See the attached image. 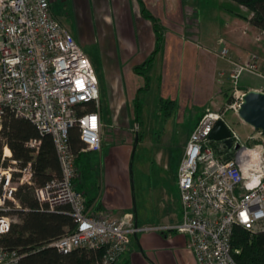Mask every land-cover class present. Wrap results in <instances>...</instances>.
<instances>
[{"label":"built area","instance_id":"obj_1","mask_svg":"<svg viewBox=\"0 0 264 264\" xmlns=\"http://www.w3.org/2000/svg\"><path fill=\"white\" fill-rule=\"evenodd\" d=\"M51 0H0V128L7 112L30 121L40 135H50L60 175L35 185L31 163L22 165L3 147L0 164V237L9 233L12 212L21 211L16 193L32 190L41 211L70 216L74 230L49 244L60 254L82 249L101 252L93 264H118L138 232H176L186 239L195 264H236L232 237L236 228L264 231V135L255 131L248 142L229 129L231 148L220 143L217 155L209 135L224 114L238 115L245 76L264 82V54L249 53L242 61L225 43H217L216 57L226 64L217 84L228 86L232 101L225 108L205 112L190 133L176 172L181 220L176 225L142 228L132 215L113 219L91 214L76 186V157L69 131L77 127L81 153L101 148L102 122L96 74L70 32L51 14ZM244 9V8H243ZM249 29L243 31L247 35ZM254 42L264 50V31ZM256 91L264 93L262 89ZM93 111H90L91 108ZM37 140L27 146L39 147ZM237 253V252H236ZM16 250L0 248V264H20Z\"/></svg>","mask_w":264,"mask_h":264},{"label":"crops","instance_id":"obj_2","mask_svg":"<svg viewBox=\"0 0 264 264\" xmlns=\"http://www.w3.org/2000/svg\"><path fill=\"white\" fill-rule=\"evenodd\" d=\"M182 3L183 0H51V14L85 52L98 80L99 95L103 94L109 110L111 143L115 148L107 158L104 184L119 194L108 204L93 199L86 206L91 214L118 219L130 211L136 218L130 206L127 165L136 132L144 124L148 95H151V107L155 105L160 112L164 100L174 103L170 115L164 116L166 121L176 108L181 114L192 108L199 110L193 127L183 137L182 152L200 117L207 111L220 109L221 97H215L216 79L226 64L215 55L216 38L205 37L204 43L197 38L198 32L188 22L190 18ZM142 9L151 18L145 17ZM158 35L161 44L146 72L149 82L145 87L144 78L134 68L143 65L155 52ZM242 46L239 52L232 53L244 61L250 53L249 44L245 41ZM141 100L144 103H139ZM100 117L102 122L101 112ZM111 204L114 209L110 208ZM180 220L181 204L178 223ZM139 233H142L139 250H132L129 245L118 264H164V257L172 256L170 251L179 254L183 264H195L182 235L160 232L158 238L146 231Z\"/></svg>","mask_w":264,"mask_h":264},{"label":"rangeland","instance_id":"obj_3","mask_svg":"<svg viewBox=\"0 0 264 264\" xmlns=\"http://www.w3.org/2000/svg\"><path fill=\"white\" fill-rule=\"evenodd\" d=\"M182 4L187 12L186 15H189L188 22L198 32L197 38L201 39V42L204 43V38L209 36L216 38L217 43L222 40L235 60L237 58L232 51L239 52L245 41L249 44L248 52L264 54V50L259 49L254 42L253 37L256 28L249 24L251 15L245 9L231 5L233 13H230L224 7V4L227 3L223 0H183ZM234 13L239 14L240 17H236L233 15ZM235 19L236 21L232 22ZM246 29H249V31L247 35H244L243 31ZM242 84H244L240 89L242 91L248 89L246 88L247 84L252 87V90L262 89L264 91V82L254 77L245 76ZM216 87L215 97H221L219 98L221 100L219 108H225L232 101L231 90L228 89V86L221 87L217 84ZM150 98L151 95L146 97V113L143 115L144 124L136 132L140 139L135 150H133L134 144L132 145L127 165L130 206L133 212L135 210L138 228H158L159 226L178 224L180 201L176 172L182 157L181 145L184 135L188 134L191 127H193L194 119L199 111L192 108L185 110L189 112L181 114L178 111L179 108H176L170 119L166 121L164 116L170 111L168 105L162 107L160 112L155 108V105L154 108L151 107ZM223 98L224 100H222ZM139 103H144V101L141 100ZM99 108L102 116L101 134H103L101 148L98 152L83 153L87 155H83L80 168L76 167L78 172L76 186L84 194L86 202H89L90 199L96 201L99 199L100 203L104 200V203L108 204L112 201L111 198L115 201L119 192L114 191L111 187L107 188V185L104 184L107 158L115 146L111 143L113 139H111L112 131L109 127L107 101L101 93L99 95ZM223 119L225 125L239 137L240 141L251 143L248 138L255 133L251 126L244 123L238 115L231 111H226ZM132 134L134 135L135 132H132ZM86 158L88 162L85 161ZM110 208L114 209L112 204ZM125 215L132 214L130 211L124 212L121 218ZM9 216L14 221L13 225L20 222L19 214L16 212H12ZM160 232L151 231L147 233L160 238ZM137 234V240L134 236L131 239L130 247L132 250H139L138 239L141 238L142 233L138 232ZM170 252L172 253L170 259L164 257L165 255L162 253L165 258L164 264H183L179 254ZM187 252L190 253L188 250Z\"/></svg>","mask_w":264,"mask_h":264},{"label":"trees","instance_id":"obj_4","mask_svg":"<svg viewBox=\"0 0 264 264\" xmlns=\"http://www.w3.org/2000/svg\"><path fill=\"white\" fill-rule=\"evenodd\" d=\"M223 1L227 3L224 7L230 13H233L231 5L244 8L251 15L249 24L257 30L264 31V0ZM142 13L145 17L151 18L144 9ZM233 15L240 17L237 13ZM156 30L159 33L160 30ZM160 39L158 35L157 48L151 57L143 65L134 68V72L144 78L145 87H148L149 82L146 72L153 56L160 48ZM161 104L162 107L168 105L169 110H173L172 101H163ZM93 110L92 107L90 111ZM166 115L169 116L170 111ZM136 134L137 141H139L140 136ZM34 140L40 143L36 150L27 146L30 141ZM69 144L76 157L75 166L80 168L83 155L87 154L81 155L82 144L77 127L69 131ZM210 145L217 155L222 153L219 142L210 141ZM4 146L9 148L13 158L22 165L32 164L35 185H43L60 175V166L52 137L40 135L30 121L16 117L12 112L5 114L0 128V164ZM85 161L88 162L87 158ZM16 199L22 209L16 212L19 214L20 222L12 225L9 233L0 237V248L18 251L22 256L20 264H93L100 258L101 252L77 249L68 254H60L56 249L49 247V244L74 230L73 219L62 213L41 211L30 188L20 187L16 193ZM92 201L94 200L87 202L86 206H90ZM231 245L236 264H264V231L250 234L241 228H236Z\"/></svg>","mask_w":264,"mask_h":264},{"label":"water","instance_id":"obj_5","mask_svg":"<svg viewBox=\"0 0 264 264\" xmlns=\"http://www.w3.org/2000/svg\"><path fill=\"white\" fill-rule=\"evenodd\" d=\"M238 117L251 126L254 131H260L264 135V93L251 90L245 93L238 110ZM231 134L228 127L221 120L217 121L209 139L214 142H222L228 149L231 148ZM137 136L133 145L135 150ZM135 214V213H134ZM136 226V218H135Z\"/></svg>","mask_w":264,"mask_h":264}]
</instances>
